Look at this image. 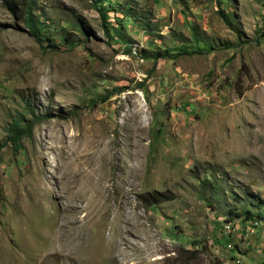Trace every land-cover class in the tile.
I'll return each mask as SVG.
<instances>
[{
  "label": "rangeland",
  "instance_id": "rangeland-1",
  "mask_svg": "<svg viewBox=\"0 0 264 264\" xmlns=\"http://www.w3.org/2000/svg\"><path fill=\"white\" fill-rule=\"evenodd\" d=\"M18 1L45 31L0 0V264H264V0Z\"/></svg>",
  "mask_w": 264,
  "mask_h": 264
},
{
  "label": "trees",
  "instance_id": "trees-1",
  "mask_svg": "<svg viewBox=\"0 0 264 264\" xmlns=\"http://www.w3.org/2000/svg\"><path fill=\"white\" fill-rule=\"evenodd\" d=\"M2 1L5 8L11 14H13L17 19L23 21V23L27 26L30 35L38 42H40L43 38L45 30L42 24L40 23V21L37 20V16L34 15L35 5L32 3H22L20 5L18 0H2ZM88 1L92 3L95 10L99 13L104 27L110 28L111 24L106 19H107V14L109 12L107 8V4H109L111 0H88ZM63 40L65 43H68L69 45H74V41L73 40L70 41L67 35L63 37ZM183 52L188 53V51L184 48H183ZM156 56L157 58H161V59L168 58L166 53L156 54ZM28 107L31 108V105L28 104ZM33 128H34L33 123H29L24 119L16 120L9 128V137L7 138V142L11 144L12 148L15 151L22 149L21 141L24 138L31 137ZM143 199L145 200V203L150 207L156 206L162 203L163 201H165L163 200L165 198L159 193L152 196L151 195L144 196Z\"/></svg>",
  "mask_w": 264,
  "mask_h": 264
},
{
  "label": "bare ground",
  "instance_id": "bare-ground-1",
  "mask_svg": "<svg viewBox=\"0 0 264 264\" xmlns=\"http://www.w3.org/2000/svg\"><path fill=\"white\" fill-rule=\"evenodd\" d=\"M259 224L256 222V223H254L251 227H257ZM61 229V228H60ZM257 229V228H256ZM43 231V230H42ZM41 231V232H42ZM45 233H48V232H45ZM53 234H54V232H53ZM55 236V235H54ZM56 239V238H55ZM56 241V240H55ZM59 242V241H58ZM67 242V241H66ZM117 243V242H116ZM114 245H116V244H114ZM136 245V244H135ZM137 245H138V243H137ZM136 245V246H137ZM140 245V244H139ZM55 246V245H54ZM53 246V247H54ZM117 247V246H116ZM56 248V247H55ZM115 248V247H114ZM117 248H119V247H117ZM134 248V251H135V254L134 255H136V253L137 252H140L139 250H140V248H136V247H133ZM53 249V248H52ZM54 250V249H53ZM116 250V249H115ZM126 250V249H125ZM125 250H123L124 251V257H123V260H124V262H123V264H128V262H126V257L127 256H129L128 254H130V253H127ZM142 250V249H141ZM60 251H61V249H60ZM123 251H121V253L123 252ZM144 251V250H143ZM142 252V251H141ZM140 252V253H141ZM88 255H91L90 253L88 254ZM121 255V254H120ZM126 255V256H125ZM91 257V256H90ZM130 257V256H129ZM136 257V256H135ZM92 258V257H91ZM128 258V257H127ZM122 259V258H121ZM133 260V259H132ZM136 260V259H135ZM130 262V261H129ZM138 263V262H137ZM140 264V263H139Z\"/></svg>",
  "mask_w": 264,
  "mask_h": 264
},
{
  "label": "built area",
  "instance_id": "built-area-1",
  "mask_svg": "<svg viewBox=\"0 0 264 264\" xmlns=\"http://www.w3.org/2000/svg\"><path fill=\"white\" fill-rule=\"evenodd\" d=\"M232 228H233L232 225H231V226H229V225L226 226V230H228V231H231ZM255 229H256V227H251V228H249V229L247 230V233H248L249 235H253ZM237 263H238V264H242L240 261H237Z\"/></svg>",
  "mask_w": 264,
  "mask_h": 264
}]
</instances>
